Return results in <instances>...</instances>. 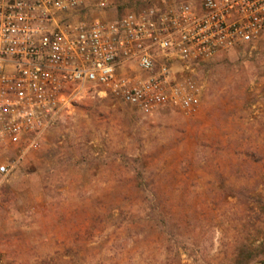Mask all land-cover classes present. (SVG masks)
I'll list each match as a JSON object with an SVG mask.
<instances>
[{
    "label": "rangeland",
    "instance_id": "rangeland-1",
    "mask_svg": "<svg viewBox=\"0 0 264 264\" xmlns=\"http://www.w3.org/2000/svg\"><path fill=\"white\" fill-rule=\"evenodd\" d=\"M185 1L202 0L146 8ZM196 83L193 113L86 89L0 183V262L264 264V33ZM19 146L0 143V163Z\"/></svg>",
    "mask_w": 264,
    "mask_h": 264
},
{
    "label": "built area",
    "instance_id": "built-area-1",
    "mask_svg": "<svg viewBox=\"0 0 264 264\" xmlns=\"http://www.w3.org/2000/svg\"><path fill=\"white\" fill-rule=\"evenodd\" d=\"M113 0H0V183L86 89L137 110L200 104L198 67L264 33V0L185 1L105 18ZM0 264H2L0 262Z\"/></svg>",
    "mask_w": 264,
    "mask_h": 264
},
{
    "label": "trees",
    "instance_id": "trees-1",
    "mask_svg": "<svg viewBox=\"0 0 264 264\" xmlns=\"http://www.w3.org/2000/svg\"><path fill=\"white\" fill-rule=\"evenodd\" d=\"M147 3H148V0H126L125 2L118 5L120 16L124 14L125 13L124 10L128 8H135L134 11H139L141 9H144L146 8Z\"/></svg>",
    "mask_w": 264,
    "mask_h": 264
}]
</instances>
